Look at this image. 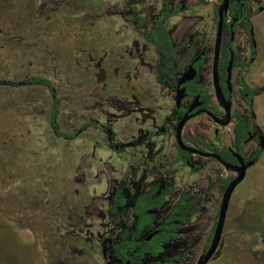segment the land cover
Listing matches in <instances>:
<instances>
[{"label": "rangeland", "instance_id": "rangeland-1", "mask_svg": "<svg viewBox=\"0 0 264 264\" xmlns=\"http://www.w3.org/2000/svg\"><path fill=\"white\" fill-rule=\"evenodd\" d=\"M135 2L148 16L145 28L152 29L160 15L159 0L145 4L141 0H0V78L47 76L64 99L60 125L65 132L78 131L90 120L115 132L112 144L96 125L75 140L57 138L49 126L48 89L0 87V264H52L51 236L59 231L63 237L74 234L63 232L64 222L84 229L77 230L89 244L72 256L80 264H93L94 258L100 264L97 255L91 258L102 252L100 242L96 235H87L86 227L91 226V234L98 232L119 178L127 177L138 188L145 183V167L160 161L170 167L167 177L176 176L178 189H185L187 183L180 175L188 169L175 170L180 164L172 160L173 129L170 136L145 140L146 130L161 128L164 116L173 111L175 92L155 78L154 49L137 31L128 6ZM218 3L186 0L189 12L176 18L188 23L184 33L196 32L193 38L199 50L209 46L207 80ZM260 5L264 0H252V11ZM255 17L260 28L257 60L247 77L259 88L256 125L264 133V12ZM237 45L244 49L247 43ZM36 50L41 51L40 61ZM184 53L180 51L178 58ZM236 75H241L238 69ZM201 123L211 122L200 117L191 124ZM220 138L221 145L231 143L230 127L222 129ZM258 147L253 141L244 150L252 157ZM210 170L214 181L208 194L205 176L202 181L200 175L192 178L201 207L193 230L217 219L222 193L216 179L225 169L212 162ZM76 190L87 202L85 218L74 219L66 210L67 199L74 198ZM224 240L229 244L227 258L212 264H264V151L233 193Z\"/></svg>", "mask_w": 264, "mask_h": 264}, {"label": "flooded vegetation", "instance_id": "flooded-vegetation-1", "mask_svg": "<svg viewBox=\"0 0 264 264\" xmlns=\"http://www.w3.org/2000/svg\"><path fill=\"white\" fill-rule=\"evenodd\" d=\"M141 1L143 4H145V0ZM163 1L164 0H159L160 15L155 19L154 25L150 30H147L145 28L148 16L140 7L139 2L128 4L130 10L133 12V17L136 21L137 31L143 35L144 41L150 44L154 49L156 59L153 64V69L156 80L158 82L167 84L169 88L175 92L173 111L171 110V112L164 116L160 124L161 128L146 130L145 140L151 137L163 136L166 134L170 136L171 130L173 129L175 139L174 147L176 154L174 158H172V160L174 161L173 164H180V166H175L174 169H188V172L186 171L182 173V175H180L181 178L179 177L182 182L187 183V185L183 191H180L177 185V177L174 175L167 177V172L170 167L165 164H160V161L157 164H154L153 166L145 167V183L140 184L138 188H136V185L131 182L130 179H128L127 177L119 178L113 188L112 194L110 195L105 211V219L100 222V228L98 232L96 234H91V231H93L91 230V226L88 225L86 227L87 235H90L91 237H94V235H96L98 241L100 242L102 252H98L96 254L94 253V256L91 257L93 258L97 255L101 259L100 264H199L201 260L205 257L211 246L222 200L220 203L216 222L211 223L210 226H206L205 228L201 227L200 231L193 230L191 227L197 222L196 220L200 215L201 207L197 200L199 197V193L194 190L192 178L197 175H200L202 181L205 176L207 183L206 194H208L209 189L211 188L214 181V179L212 178V174H208V172L211 171L210 166L212 165V162L217 163L220 167L225 169L224 172H218L216 179L220 192L222 193L223 199L225 189L230 184V182L237 177L238 172L235 169L225 166L222 161L233 166H239L240 158L238 155H240L245 163H248L250 161L253 162L252 165L247 168L248 171L250 167L254 166L257 163L260 155L264 151V147H262L260 139V136H264V133L256 125V121L258 119V115L256 112V96L259 93V88L251 84L247 77V72L249 68L257 60L258 33H260V28L256 26L257 18L255 16L264 12V5H260L255 11H252V0H248L246 4L241 3L238 8L239 13L233 14L232 7L234 4V0H229L228 10L225 11L223 14L224 22L222 32V43L218 62L219 84L223 96L231 104L230 122L224 125L222 124V122H224L226 119L227 111L226 108L222 105V103L217 99L216 89L214 85V52L218 32V11L219 8L224 5V0H219V3L215 6L214 9L215 11L213 16V22L215 23L216 33L213 49L212 71L210 72L209 80L205 78L204 74L206 71H208L207 63L208 54L210 50L209 46L206 45L205 48L199 50L198 42H196L193 38L197 35L196 32L191 31L188 33H184V30L187 29L189 26L188 23L183 21H176V18L178 19L179 16L182 17L183 14L186 15V13L189 12V9L185 5L186 0L168 1V10L172 12V15L167 20V27L170 38L175 46H181L185 41H187V45L185 47H181L176 54L175 85H171L164 78H158L156 72V64L159 55L156 52L155 45L151 42H148L146 40L145 34L141 31L143 30L144 32L149 33L155 30L157 21L163 17ZM195 1L199 5H205L209 2V0ZM239 1L240 0H236V2ZM131 6H135L138 9V14L145 18V23L143 24L141 29L138 28V21L136 19L137 14ZM247 21L249 22V24L246 23ZM244 41H246L247 43L246 48L243 49V47L241 46L239 48L237 44L243 45ZM182 50H184L185 53L181 58H178V53ZM188 51H190L191 53L188 54ZM36 53L37 54H35V57L37 56V59H39L40 61L41 58H39V55L41 54V51L36 50ZM198 56H201V58L195 61ZM231 59L233 63L231 71H229V64ZM191 64H193L196 68L197 74L193 80L187 81L186 83L181 85V87L186 88L187 95L181 100L180 105H177L178 81L182 77V75L188 70ZM237 69L241 72L240 76L236 75ZM36 77H45L54 83L53 89L56 91L59 98L61 99L60 111L57 117V122L60 130L66 134H77L75 138L69 139L57 136L56 133L53 131L51 126V116L54 111L55 102L53 89L42 84H28L19 86H42L51 92L52 110L48 120L50 129L55 137L72 141L77 139L84 132H86L91 126L96 125L102 132L109 136L111 144L114 142L115 132L113 128L109 125L100 123L98 120H90L89 122L85 123L78 131L75 132H65L61 128L60 116L62 114L64 99L60 94V91L53 79L47 76H33L27 79H0L21 81L32 80ZM191 82H196L198 85H202L200 92L195 94L194 96L189 94L187 88L188 84ZM245 85L255 89L252 95L250 94V92L244 91ZM0 87L19 88L8 85H1ZM210 93H212V95ZM197 97L198 100H196ZM212 99H214V102H211ZM193 105H195V108H192ZM190 108H192L189 112V115H191V117L186 121L182 129V140L187 146L197 149L203 153H193L191 151L182 149L177 141L176 134L178 124ZM200 110H208L212 115L205 111L197 113ZM200 117H207L208 121H210L211 123H201L199 125L192 126L191 123ZM241 118L245 119L250 123V131H248L245 145L239 149L235 141V128ZM212 127H214L213 135L209 136L208 133H210ZM227 127H230L231 131V143L228 145H221L220 141L222 139L220 138V133L222 132V129H225ZM253 141H257L259 143V147L258 150L253 154V156L249 157L245 153L244 148ZM222 149H229L228 154H226V157L222 156L219 153V150ZM204 153L217 154L219 155L221 160L212 156L203 155ZM229 171L236 173V175L229 176ZM228 177H231L232 179L227 184V186L222 189L220 187L219 181L221 178ZM121 182H124L126 184V187L128 188L129 193L133 198L132 207L135 205L134 201L139 195L152 194V197H154L155 195L162 194L168 189L171 190L166 195L165 202L160 207V209L148 210V213L154 215L152 227H144L140 232H138L136 226L138 216L133 212L132 207L131 210L128 212L121 211L120 213L115 215L108 214V207L115 195L118 185ZM155 188H158L156 192ZM177 193H179L178 196L176 195ZM79 194L80 192L76 190L74 198L67 199L66 202V210L70 215H72L74 219L79 216L85 218L86 215L87 202L83 201ZM185 194H188L190 196V202L195 205V207L197 208V212L191 216L189 222L184 223L180 220H175L172 222L171 225H174L176 227L174 230L176 237L175 239H171L170 241H164L163 243H161V247L163 250L158 255H153L150 252L145 251V242L151 241L157 234L161 233L165 225H170V223L166 224L165 221L172 213L176 203ZM229 209L230 203L228 206L227 216L219 245L215 253L205 264H212L220 257L227 258L226 249L228 248L229 244H227L228 241L226 242V240H224V233L225 226L228 221ZM62 226L64 230L63 232L71 231L74 232V234L63 237L60 234L61 231H59L55 232L51 236V242L53 244H51L52 248L50 246L49 250H52V255L50 256L52 264H80L78 261V257L72 255L74 253H82V249L84 248V246H88L89 244H85V238L83 237L82 232L77 230H81V228H78L72 224H66L65 222L62 224ZM81 231H84V229ZM135 233H138L139 235L135 239L134 245L126 249L128 255H130V258L124 260L122 257L117 256L115 245L118 243H122L124 241L125 236H127L128 241L131 240L134 237ZM199 237H201V240L198 241L197 239ZM257 242H259V236H257ZM102 256L104 257L102 258ZM94 259L95 261L93 262V264H98L99 260L97 258Z\"/></svg>", "mask_w": 264, "mask_h": 264}, {"label": "trees", "instance_id": "trees-1", "mask_svg": "<svg viewBox=\"0 0 264 264\" xmlns=\"http://www.w3.org/2000/svg\"><path fill=\"white\" fill-rule=\"evenodd\" d=\"M169 0L163 1V17L159 19L156 23V28L152 32H144L141 30L146 37L148 42H151L156 47V52L159 55L157 64H156V72L158 78H164L168 81L171 85H175V60L176 54L181 47H185L187 45V41H185L181 46H175L170 38L168 27H167V20L172 15V12L168 10L167 4ZM202 1V0H201ZM248 0H240L236 2L234 0V4L232 7V13H239V6L241 3L246 4ZM132 9L136 12V19L138 21V28L141 29L143 24L145 23V18L138 14V9L135 6H131ZM246 23L249 24L247 21ZM191 52L188 51V54ZM28 84H42L45 86L50 87L51 89L54 88V83L45 77H36L32 80H10V79H0V86L1 85H8L12 87H19L22 85ZM188 92L190 95L194 96L195 94L199 93L202 85H198L196 82H191L187 86ZM244 91L250 92L252 95L255 89L245 85ZM53 93L55 96L54 102V111L51 116V126L53 131L56 133L57 136L73 139L77 136V134H66L63 133L58 125L57 117L60 111L61 99L59 98L56 91L53 89ZM203 96V95H202ZM248 131H250V123L245 119L241 118L235 128V141L238 145V148H242L247 140ZM229 149H222L219 150V153L226 157L228 154ZM182 156V155H180ZM231 177L228 178H221L219 183L220 187L223 189L227 186V184L231 181ZM158 188H155V192ZM171 190L168 189L160 195H155L152 197V194L149 195H139L135 199V205L132 207L133 198L129 193L128 188L124 182H121L115 192V195L108 207V214L115 215L120 213L121 211L128 212L132 210L138 216L137 220V231L140 232L144 227H152L154 221V215L148 213V210L152 209H160L166 199V195ZM191 198L188 194L182 196V198L176 203L172 213L166 219L165 223L170 225H165L164 229L161 233L157 234L151 241L145 242V251L150 252L153 255H158L163 249L161 247V243L164 241H170L171 239H175L176 235L174 233L175 226L171 225L173 221L180 220L184 223L189 222L191 216L197 212V208L193 203L190 202ZM138 233H135L134 237L128 241L127 236L124 237V241L122 243H118L115 245L116 254L119 257H122L124 260L130 258L128 252L126 251L127 248H130L134 245L135 239L138 237Z\"/></svg>", "mask_w": 264, "mask_h": 264}, {"label": "water", "instance_id": "water-1", "mask_svg": "<svg viewBox=\"0 0 264 264\" xmlns=\"http://www.w3.org/2000/svg\"><path fill=\"white\" fill-rule=\"evenodd\" d=\"M228 7H229V0H224V5L222 7H220L219 11H218V15H219L218 32H217V38H216V42H215V52H214L215 53V57H214V85H215V89H216V96H217V99L222 103V105L226 108V111H227L226 119L224 122H222V124H224V125L228 124L230 122L231 104L225 99V97L223 96V93L221 91V87L219 84L218 62H219V55H220L221 43H222V32H223V22H224L223 14L225 11L228 10ZM200 58H201V56H198L195 61L199 60ZM232 63H233V61L231 59L230 64H229V71H231ZM196 74H197V70L194 67V65L191 64L190 67L188 68V70L179 79L178 87H177V105H180L181 100L187 95L186 94V88L181 87V85L186 83L187 81L193 80L195 78ZM196 100H198V97L196 98ZM192 108H195V105H193ZM192 108H190L188 110V112L185 114L183 119L179 122L178 127H177L176 137H177L178 144L182 149L191 151L193 153H203L197 149H194V148L189 147L186 144H184V142L182 140V136H181L182 129H183L186 121L191 117V115H189V112ZM201 111H205V112L211 114L208 110H200L197 113H199ZM260 139H261L262 147H264V136H260ZM203 155L212 156V157H215V158H218L221 160L219 155L214 154V153H204ZM238 156L240 158V165L239 166H233V165H230V164L222 161L225 166L230 167L232 169H235L238 172V175L233 181L230 182V184L225 189L211 246H210L207 254L205 255V257L201 260V262L199 264H205L212 257V255L215 253V251L219 245L221 236H222V232H223V228H224V224H225V220H226V216H227L228 206H229L232 194H233L235 188L244 180L247 168L249 166H251L253 163L252 161L245 163L243 161V158L240 155H238Z\"/></svg>", "mask_w": 264, "mask_h": 264}]
</instances>
